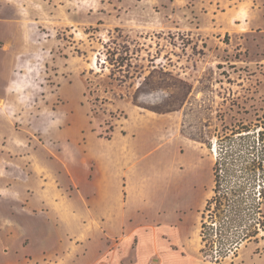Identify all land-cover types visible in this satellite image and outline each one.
Wrapping results in <instances>:
<instances>
[{"label": "rangeland", "instance_id": "374dc122", "mask_svg": "<svg viewBox=\"0 0 264 264\" xmlns=\"http://www.w3.org/2000/svg\"><path fill=\"white\" fill-rule=\"evenodd\" d=\"M172 2L0 0V47L13 44L18 50L0 100V140H8L7 150L24 152L25 165L34 168L23 177L31 183L40 215L53 198L70 199L76 210L70 224L56 223L43 234L42 245L32 246L26 230L23 246L14 229L0 232L8 250L3 264H14L15 257L29 264L31 251H42L38 255L46 261L40 264L95 262L105 246L97 241L98 223L85 224L75 213L85 215L78 205L86 198L111 199L109 191H96L98 158L120 176L127 167L128 141L121 134L127 108L175 121L176 134L210 151L213 159L249 140L255 143L251 156L261 152L264 40L251 35L234 41L214 31L187 29L191 16ZM111 124L115 132L107 140L99 134ZM161 140L167 141L166 132ZM236 179L222 175L216 192L213 181L203 190L215 200L204 213L208 225L199 256L211 264H264V226L259 224L264 199L257 198L262 182L256 179L244 190L256 198L250 218L241 213L243 220L233 223L223 196ZM7 219L4 225L14 228V220ZM39 227L31 222L27 232L36 235ZM245 232L254 234L250 241L241 240ZM51 237L60 239L56 247L71 244L70 253L50 252ZM232 239L239 243L229 246Z\"/></svg>", "mask_w": 264, "mask_h": 264}, {"label": "crops", "instance_id": "0c3cea01", "mask_svg": "<svg viewBox=\"0 0 264 264\" xmlns=\"http://www.w3.org/2000/svg\"><path fill=\"white\" fill-rule=\"evenodd\" d=\"M172 4H177L182 13L191 16L192 27L187 29L214 31L219 38L227 35L234 41H242L251 35L264 40V0H174ZM16 48L13 44L0 47L1 101L15 68ZM260 57L264 58V55ZM123 116L128 120L127 125L121 126V134L128 141L127 167L120 176L113 165L105 167L98 158L93 174L96 191L101 195L109 191L111 199L86 198L78 205L84 208L82 213L85 215L75 213L85 224L98 223L97 241L105 245L91 264H211L199 256L203 245L200 235L202 212L208 199L202 193L208 183L214 182L215 174V159L211 152H203V148L185 135H177L175 121L170 122L162 114L152 116L130 107ZM114 128L115 125L111 137L105 139L112 140ZM165 132L167 141L163 142ZM2 139L0 224L3 227L0 225V232L14 229L12 234L22 236L15 239L23 246L26 230L32 246L42 245L43 234L54 229L56 223L70 224L76 210L70 199L53 198L44 204L47 208L41 210L40 215L35 209L31 183H25L23 177L34 168L25 165L24 152L7 150L8 140L3 144ZM8 216L16 223L14 228L4 225L6 220H11ZM35 221L40 223L36 235L31 230L27 232L28 224ZM48 240L52 242L50 252L70 253L71 244L64 242L56 247L60 242L58 237ZM85 247L82 251L86 252ZM31 252L29 264L46 261L38 255L42 251ZM7 253V248L0 243V264ZM23 263V257H15L14 264Z\"/></svg>", "mask_w": 264, "mask_h": 264}, {"label": "trees", "instance_id": "16d2710c", "mask_svg": "<svg viewBox=\"0 0 264 264\" xmlns=\"http://www.w3.org/2000/svg\"><path fill=\"white\" fill-rule=\"evenodd\" d=\"M113 130V125L111 124L110 127L106 130V134L102 135L99 134L102 137L110 138L111 133ZM248 130V129H247ZM235 133H242L241 131H236ZM242 137V134L240 135V138ZM262 141L261 133L259 132V139L258 141ZM260 146V153H258L257 156L253 155L251 156V153L255 149V143L252 144V142L249 140L245 142L244 144L238 145H232L222 156L219 152L218 156L215 159L214 164V187L213 190L216 192V189L220 185L221 176L225 175L228 177L229 180H231L232 177L236 176V180L234 181L235 186H233L229 193L223 198L227 200V205H231V208L229 209V215L233 214L231 217H229L230 222H235L236 218H241L240 220H243V216L241 213H245V216H247L248 220L250 218V206L253 205V202H255V196H252L249 193H245L244 190L247 186L251 185L252 183H255L256 179L260 178V181L262 182V186H259V189L257 190V198L259 200L264 199V142H261ZM242 151V152H241ZM237 153V154H236ZM230 158L231 161L228 162L226 159ZM237 161V163H233ZM239 171V172H238ZM222 198V199H223ZM215 200V198H208L207 202L205 204V207L202 212V223H201V240L204 244L205 241V232L204 229L208 225L207 222H205V210L208 209L209 204ZM223 202H219V206L222 205ZM246 205V207H244ZM249 205V206H248ZM248 209V210H247ZM247 210V212H246ZM261 213V216L264 217V212L259 210ZM259 224L264 226V220H259ZM254 236L253 233L245 232V234L241 237L242 239H246L247 241H250L251 238ZM239 241L232 239L229 241V246L233 244H238ZM202 251V249H201ZM236 251V250H235ZM236 253V252H235ZM218 261H216L217 263Z\"/></svg>", "mask_w": 264, "mask_h": 264}]
</instances>
